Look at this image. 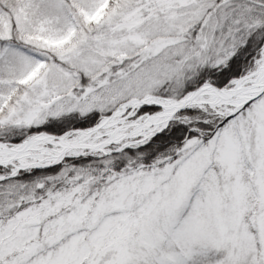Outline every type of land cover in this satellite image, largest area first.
Instances as JSON below:
<instances>
[{"label": "snow or ice", "instance_id": "1", "mask_svg": "<svg viewBox=\"0 0 264 264\" xmlns=\"http://www.w3.org/2000/svg\"><path fill=\"white\" fill-rule=\"evenodd\" d=\"M0 264H264V0H0Z\"/></svg>", "mask_w": 264, "mask_h": 264}]
</instances>
